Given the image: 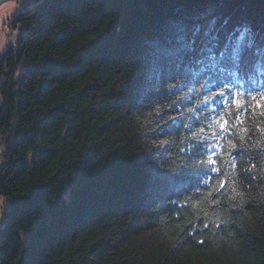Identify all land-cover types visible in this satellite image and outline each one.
Returning <instances> with one entry per match:
<instances>
[{"label":"trees","instance_id":"16d2710c","mask_svg":"<svg viewBox=\"0 0 264 264\" xmlns=\"http://www.w3.org/2000/svg\"><path fill=\"white\" fill-rule=\"evenodd\" d=\"M13 24L0 264H264V108L225 103L264 92V0H36Z\"/></svg>","mask_w":264,"mask_h":264},{"label":"snow or ice","instance_id":"6c2138e0","mask_svg":"<svg viewBox=\"0 0 264 264\" xmlns=\"http://www.w3.org/2000/svg\"><path fill=\"white\" fill-rule=\"evenodd\" d=\"M195 43H196V36L194 35L192 40L190 41V50H191V45H195ZM218 44H219V39L213 36L205 42L204 46L207 48L209 52H212V49L218 46ZM219 55L221 59H231L235 61L239 57V46L237 45L235 47L229 48V46L226 44L224 50L221 51ZM211 58L215 60V55H213ZM221 71H223V69H221ZM218 95L223 96L224 93L221 92V93H218ZM231 95H232L231 101L226 100L225 103L235 105L237 113H238L235 116V119L240 122V125H243L244 123V120L242 119L241 114L245 112L246 108H249V107L264 108V104L260 103V101H264V92L259 94V98H257L256 96L251 97L252 101H256L255 105H252L251 103L244 101L242 99L244 95L243 93L236 92V93H232ZM260 115H264V111H261ZM221 120L223 121V123H220ZM214 123H218L220 126V132H224L225 134L232 131L233 128L237 127V125H230L229 121L224 118L223 114L219 115L217 120L214 121ZM240 130L245 133L248 132V129L246 128L241 127ZM203 131L204 129L201 128L200 132L202 133ZM212 136L217 137V138H224V137H219V133H216V132L212 133ZM193 139L200 141L201 147H204L205 145L207 146V164L211 165V167L209 168V171L220 172L221 170L215 167V165L217 164V160L214 159V157L217 156V152L215 151V148L219 147V144L213 145L210 143L209 139L207 138L202 140L199 133H193ZM229 143H231V141H229ZM195 147L196 146L193 145L194 149ZM231 166L235 167V165H231ZM209 179H212V177H209ZM224 186H225L224 183L220 182L217 185V190L222 189Z\"/></svg>","mask_w":264,"mask_h":264},{"label":"rangeland","instance_id":"374dc122","mask_svg":"<svg viewBox=\"0 0 264 264\" xmlns=\"http://www.w3.org/2000/svg\"><path fill=\"white\" fill-rule=\"evenodd\" d=\"M36 0H7L0 4V57L9 47H16L22 30L13 21L19 12H23L35 4ZM23 72V63L15 71V79ZM2 78H0L1 83ZM2 164V147L0 146V165ZM8 203L0 196V229L3 224V214Z\"/></svg>","mask_w":264,"mask_h":264},{"label":"water","instance_id":"95a60500","mask_svg":"<svg viewBox=\"0 0 264 264\" xmlns=\"http://www.w3.org/2000/svg\"><path fill=\"white\" fill-rule=\"evenodd\" d=\"M4 1H7V0H0V4H1L2 2H4Z\"/></svg>","mask_w":264,"mask_h":264}]
</instances>
